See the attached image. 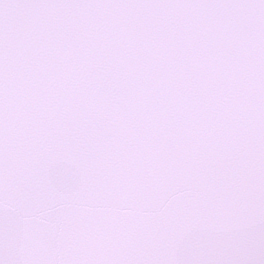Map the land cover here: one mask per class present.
<instances>
[{
    "label": "snow or ice",
    "instance_id": "obj_1",
    "mask_svg": "<svg viewBox=\"0 0 264 264\" xmlns=\"http://www.w3.org/2000/svg\"><path fill=\"white\" fill-rule=\"evenodd\" d=\"M0 264H264V0H0Z\"/></svg>",
    "mask_w": 264,
    "mask_h": 264
}]
</instances>
